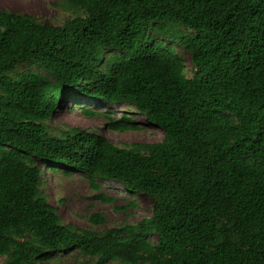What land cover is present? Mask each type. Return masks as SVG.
I'll use <instances>...</instances> for the list:
<instances>
[{
    "label": "trees",
    "instance_id": "obj_1",
    "mask_svg": "<svg viewBox=\"0 0 264 264\" xmlns=\"http://www.w3.org/2000/svg\"><path fill=\"white\" fill-rule=\"evenodd\" d=\"M59 1L84 17L57 27L0 10V264L65 252L95 264H264V0ZM152 33L189 54L190 78ZM66 89L132 106L162 140L121 149L80 129L52 135ZM41 166L145 195L151 215L102 233L64 224Z\"/></svg>",
    "mask_w": 264,
    "mask_h": 264
},
{
    "label": "rangeland",
    "instance_id": "obj_2",
    "mask_svg": "<svg viewBox=\"0 0 264 264\" xmlns=\"http://www.w3.org/2000/svg\"><path fill=\"white\" fill-rule=\"evenodd\" d=\"M38 7V9H35ZM0 10L12 13H26L34 16L40 22L60 27L68 19L84 17L80 10L73 9L59 0H0ZM188 34V30H181ZM178 33V32H176ZM154 43L159 46H170L174 53L183 61L187 77L192 76L190 56L174 42L171 34H151ZM173 36V35H172ZM111 53H105L108 59ZM31 71L21 67L18 74ZM74 89L62 90L57 109L52 113L48 128L52 135L66 132V128L80 129L87 134L104 137L111 145L124 149L134 144H153L162 140L160 130L146 124L143 117L136 115L132 106L125 104H107L77 98ZM86 110L94 112V116L83 114ZM65 112V113H64ZM105 115L111 120L121 119L122 116L135 122L137 130L124 132L112 131L105 128ZM73 119V120H72ZM42 168L45 181V192L49 205L55 207L58 216L64 224H71L80 230H91L102 233L115 227L134 225L144 218H149L152 212L151 200L142 194H130L114 182L97 180L98 191L89 186L86 176L73 169L54 166L56 172L50 173L47 167ZM98 215L103 217L102 224H93L90 218ZM155 243L156 238L149 239ZM57 260L46 264H95V261L82 257L75 252H65L54 258ZM1 263V259H0ZM106 264H119L108 262Z\"/></svg>",
    "mask_w": 264,
    "mask_h": 264
},
{
    "label": "bare ground",
    "instance_id": "obj_3",
    "mask_svg": "<svg viewBox=\"0 0 264 264\" xmlns=\"http://www.w3.org/2000/svg\"><path fill=\"white\" fill-rule=\"evenodd\" d=\"M35 9H38V7H36ZM65 113V112H64ZM73 120V119H72Z\"/></svg>",
    "mask_w": 264,
    "mask_h": 264
}]
</instances>
